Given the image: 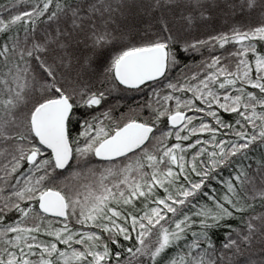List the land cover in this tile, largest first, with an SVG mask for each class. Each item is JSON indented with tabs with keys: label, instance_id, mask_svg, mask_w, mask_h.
<instances>
[{
	"label": "snow or ice",
	"instance_id": "snow-or-ice-1",
	"mask_svg": "<svg viewBox=\"0 0 264 264\" xmlns=\"http://www.w3.org/2000/svg\"><path fill=\"white\" fill-rule=\"evenodd\" d=\"M0 264H264V0H0Z\"/></svg>",
	"mask_w": 264,
	"mask_h": 264
}]
</instances>
